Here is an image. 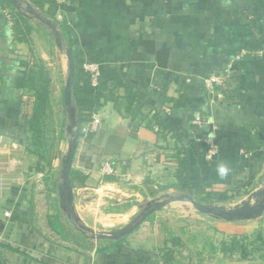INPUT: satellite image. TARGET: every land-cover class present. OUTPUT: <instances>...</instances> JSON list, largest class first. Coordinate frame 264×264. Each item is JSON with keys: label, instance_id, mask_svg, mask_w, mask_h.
Masks as SVG:
<instances>
[{"label": "crops", "instance_id": "0c3cea01", "mask_svg": "<svg viewBox=\"0 0 264 264\" xmlns=\"http://www.w3.org/2000/svg\"><path fill=\"white\" fill-rule=\"evenodd\" d=\"M0 9L1 264H264V244L246 260L221 252L232 237L264 242V0H4ZM63 26L78 67L96 64L112 91L79 126L72 169L87 180L71 183L67 205L58 183L27 176L44 177L20 119L32 105L30 70L43 67L49 89L69 71ZM212 78L223 84L209 87ZM212 138L219 153L208 162ZM178 140L192 151L186 190ZM208 193L229 199L201 202Z\"/></svg>", "mask_w": 264, "mask_h": 264}, {"label": "trees", "instance_id": "16d2710c", "mask_svg": "<svg viewBox=\"0 0 264 264\" xmlns=\"http://www.w3.org/2000/svg\"><path fill=\"white\" fill-rule=\"evenodd\" d=\"M4 0H0L2 3ZM64 33L68 47L67 50L72 52L74 59L76 60V71L73 84V114L68 120L69 132L74 133L78 130V136L82 137V133L79 129V126L85 121V116L87 113L92 112L96 107L101 103L103 94L107 89V86L98 85L93 87L90 83L89 77L83 75V70L80 69L77 65V52L73 51V42L70 38L69 30L63 26L60 27ZM167 60V56L164 53L160 56L159 62L161 66H166L164 61ZM22 66L26 69L29 68L28 63H22ZM36 69L30 70V76L25 75V77L20 80L21 83L29 76V89L31 90L32 95V105H26L21 108L20 119L26 124V128L29 135V148L31 153L37 156L40 160L43 159L42 151L46 143V130H47V110L49 102V85L50 79L48 74L44 72L43 67L36 65ZM109 93L112 92L108 90ZM126 99L129 103H135L137 101L143 102L144 106H148L144 101L138 100V96L131 92H126ZM111 98V97H110ZM78 101L80 103V109L76 111V106ZM22 104H24L22 102ZM116 109H119V106L116 105ZM155 109H153L154 111ZM76 113L78 114V120L76 119ZM154 120L160 131H170V127L165 120V117L154 111ZM75 128H77L75 130ZM181 143L182 150L178 152V170L176 173V179L180 186L186 190L189 189L192 185L191 174H190V162H191V152L190 147L186 146L181 140H178ZM204 146V144L202 145ZM207 152V146L205 145V154ZM204 158V155H203ZM43 171V170H42ZM41 169H37V172H42ZM71 183L76 185H84L87 180V177L81 172L74 169L71 170ZM229 197L226 194L214 195L213 193H208L206 197L201 199V202L206 204L216 202L227 201ZM248 238L246 237H232L228 241L222 243L221 252L224 255L235 256L236 253L240 254V259L246 260L250 258L249 252H247L243 246V243L246 242ZM256 240L264 244L263 239L260 235H257ZM1 264V263H0Z\"/></svg>", "mask_w": 264, "mask_h": 264}, {"label": "rangeland", "instance_id": "374dc122", "mask_svg": "<svg viewBox=\"0 0 264 264\" xmlns=\"http://www.w3.org/2000/svg\"><path fill=\"white\" fill-rule=\"evenodd\" d=\"M68 72L66 68L61 75L59 83L57 85H51V89H49L46 143L42 151L43 159L38 160V164H36V170H43L40 174L44 177L35 175V173H32V175L27 174L29 178H34L35 176L37 178L35 180H38L40 183H58V196L60 199H62V188L64 184L63 169L69 152L72 149L73 139L76 135L78 136L77 128H75L76 131L74 133L69 132L67 111L64 103V89L66 87ZM76 103V111H78L80 109V103L78 101ZM78 118V114L76 113V119L78 120ZM80 138L78 137V142ZM38 191H44L43 185H41V189ZM50 223L54 224L53 221H50ZM262 245V243L255 240V237L243 243L245 250L249 252L250 256H256L262 252ZM235 256L240 257V254L236 253Z\"/></svg>", "mask_w": 264, "mask_h": 264}, {"label": "water", "instance_id": "95a60500", "mask_svg": "<svg viewBox=\"0 0 264 264\" xmlns=\"http://www.w3.org/2000/svg\"><path fill=\"white\" fill-rule=\"evenodd\" d=\"M6 1H8L10 3L14 2V0H6ZM50 28L52 29L55 37L58 38V32H57L56 28L53 25H51ZM67 57H68V61H69V72H68L66 87L64 89V103L66 106V111H67L68 117L71 118L72 114H73V84H74L76 66H75L74 57H73L72 52L70 50H67ZM77 147H78V137L75 136V138L73 139V143H72V149L69 152V155H68L66 163H65V167L63 169L64 184H63V188H62V196H63V200H64L65 205H67L68 195H69V191L71 188L70 175H71V170L73 167V161H74V157H75ZM194 204L196 205V207L198 209L203 210V207H201L200 205H198L196 203H194ZM146 218H147V215H143L142 218L139 221H137V223L135 225H133L130 229H128L126 234H129V233L135 231L138 227H140V225L144 222V220Z\"/></svg>", "mask_w": 264, "mask_h": 264}, {"label": "built area", "instance_id": "2783aa9c", "mask_svg": "<svg viewBox=\"0 0 264 264\" xmlns=\"http://www.w3.org/2000/svg\"><path fill=\"white\" fill-rule=\"evenodd\" d=\"M0 13H1V9H0ZM83 70L85 72V74L89 77L90 83L93 87H97L99 85V80H100V70L97 67L96 64L90 63V64H85L83 66ZM211 84H215V85H222L223 81L218 79V78H212L209 81V87H211ZM166 113L169 114L170 110L167 109ZM193 124L199 128L203 127L204 125H210L212 126V122L210 120H203L200 118H197ZM100 126V121L96 118L93 117V127L94 129H98V127ZM206 146H207V152L205 155V159L208 162H212L215 160V158L218 156L219 153V148L216 145L215 141L212 139H208L206 140ZM104 173L107 175H113L115 173V169L112 165L110 164H106L104 165Z\"/></svg>", "mask_w": 264, "mask_h": 264}, {"label": "clouds", "instance_id": "9594fccd", "mask_svg": "<svg viewBox=\"0 0 264 264\" xmlns=\"http://www.w3.org/2000/svg\"><path fill=\"white\" fill-rule=\"evenodd\" d=\"M227 171H228L227 167H226L225 165H223V164H221V165L218 167V172H219V174H220L221 176L226 175V174H227Z\"/></svg>", "mask_w": 264, "mask_h": 264}]
</instances>
